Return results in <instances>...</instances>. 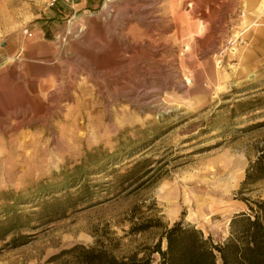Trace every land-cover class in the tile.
Here are the masks:
<instances>
[{
	"label": "rangeland",
	"instance_id": "374dc122",
	"mask_svg": "<svg viewBox=\"0 0 264 264\" xmlns=\"http://www.w3.org/2000/svg\"><path fill=\"white\" fill-rule=\"evenodd\" d=\"M259 27L264 0H0V264L126 258L180 219L225 243L264 202Z\"/></svg>",
	"mask_w": 264,
	"mask_h": 264
},
{
	"label": "trees",
	"instance_id": "16d2710c",
	"mask_svg": "<svg viewBox=\"0 0 264 264\" xmlns=\"http://www.w3.org/2000/svg\"><path fill=\"white\" fill-rule=\"evenodd\" d=\"M262 179L264 152L247 170L244 185ZM252 205L248 206L249 214L231 219L229 237L222 245L214 244L202 231L180 219L165 228L152 247L122 259L104 250L81 249L79 264H264V202Z\"/></svg>",
	"mask_w": 264,
	"mask_h": 264
},
{
	"label": "crops",
	"instance_id": "0c3cea01",
	"mask_svg": "<svg viewBox=\"0 0 264 264\" xmlns=\"http://www.w3.org/2000/svg\"><path fill=\"white\" fill-rule=\"evenodd\" d=\"M72 2H73V0H72ZM257 32H258V36H257L258 41L264 43V27H259V29H257Z\"/></svg>",
	"mask_w": 264,
	"mask_h": 264
},
{
	"label": "built area",
	"instance_id": "2783aa9c",
	"mask_svg": "<svg viewBox=\"0 0 264 264\" xmlns=\"http://www.w3.org/2000/svg\"><path fill=\"white\" fill-rule=\"evenodd\" d=\"M57 0H49V6H53Z\"/></svg>",
	"mask_w": 264,
	"mask_h": 264
},
{
	"label": "bare ground",
	"instance_id": "6f19581e",
	"mask_svg": "<svg viewBox=\"0 0 264 264\" xmlns=\"http://www.w3.org/2000/svg\"><path fill=\"white\" fill-rule=\"evenodd\" d=\"M172 3V2H171ZM173 4V5H172ZM171 5V10H173V8H174V1H173V3H172ZM173 12V11H172Z\"/></svg>",
	"mask_w": 264,
	"mask_h": 264
}]
</instances>
